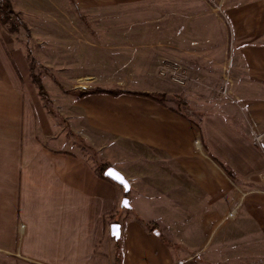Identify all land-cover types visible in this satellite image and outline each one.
<instances>
[{"label": "crops", "instance_id": "1", "mask_svg": "<svg viewBox=\"0 0 264 264\" xmlns=\"http://www.w3.org/2000/svg\"><path fill=\"white\" fill-rule=\"evenodd\" d=\"M228 6L226 40H232L233 90L240 103L225 111L207 107L195 115L199 128L148 98L99 93L76 101L70 111L73 119L62 134L41 102L25 91V56L11 49V38L5 46L0 34V264H225V238L212 236L211 248L199 249L196 221L178 222L176 214L213 213L218 205L225 210V201L232 204V197L246 206L210 154L226 163L240 182L264 180V0H231ZM203 16L197 38L190 40L197 46L188 50L200 54L196 60L201 65L194 67L211 69L216 66L214 55L227 47L225 24L219 41L213 14ZM0 31L10 36L3 26ZM65 58L56 63L64 71L74 64ZM148 72L142 71V78L157 87L150 90L167 93L173 84L158 80L153 71L145 75ZM93 78L98 85L111 86L109 72H84L74 79ZM236 116L242 118L241 125L233 120ZM76 136L85 139L100 162L125 176L131 208L139 214L173 213L172 226L121 211L123 192L100 176L98 161L87 158ZM113 222L119 224L117 239L110 233ZM170 228L191 251L177 255L167 248L161 233H170ZM124 245L138 251L137 256H124Z\"/></svg>", "mask_w": 264, "mask_h": 264}, {"label": "rangeland", "instance_id": "2", "mask_svg": "<svg viewBox=\"0 0 264 264\" xmlns=\"http://www.w3.org/2000/svg\"><path fill=\"white\" fill-rule=\"evenodd\" d=\"M228 1L231 0H141L109 4L103 0H8L13 14L6 18L0 11V27L6 28L10 36L7 37L2 31L0 34L5 46H8L12 39L11 49L23 53L28 68L30 55L36 59L34 74L45 95L39 92L30 69L29 79L24 83L25 91L29 97H36L41 102L49 119L63 129L62 134L68 130L67 126H70L69 122L73 119L72 114H75L70 111L80 99L76 98L78 91L94 88L180 96L187 103V109L184 110L197 120L198 116L195 115L205 111L207 107L225 111V107L237 106L240 103L233 90L236 78L233 50L230 49L232 40L231 37L226 40V29L229 26ZM209 12L214 16V30L217 31L216 39L219 38V41L222 26L225 24L227 47L225 52L214 55L215 63L212 64L216 66L211 69H197L194 66L201 65L196 60L200 54H192L194 50L188 49L196 45L190 40L197 38L196 29L200 23H204L203 14ZM191 29L193 31H190ZM65 55L73 59L74 64L71 69L64 71L56 63H64L62 60L66 59ZM168 61L180 65L187 75L185 84H177L167 76L159 74L162 64ZM101 63L103 68L98 67ZM198 70L209 71L210 74L202 76L197 74ZM142 71H149L145 75L153 71L158 80H167L173 85L167 93L150 90L157 88L156 84L148 85L142 78ZM84 72L90 75L109 72L111 86L98 85L94 78L87 82L74 79ZM45 99H48V102ZM174 102V99H170L167 105L176 106ZM85 108H88V105ZM83 120L80 117V121ZM233 120L239 125L243 122L242 118L237 116ZM74 138L86 147V155L91 162L97 160L98 167L101 163L109 164L98 160L97 152L85 143V139L78 136ZM199 139L196 140L198 145L202 141L200 137ZM64 147L74 150L73 146L67 144ZM223 173L225 174L224 171ZM229 179L230 187L240 190L239 198L246 201V206H240L239 200L232 197V204L228 205L225 201V210L224 205H218L219 207H214L213 213H177L176 220H192L194 224L196 221L198 235L195 239L199 249L203 247L204 250L209 246V250L211 246L208 242L212 236L225 238V264H264V180L240 182L236 177ZM117 186L122 194V187L118 184ZM127 202L129 206L120 204V210L128 215L136 214L148 222L156 220L158 225L160 223L172 226L174 223L173 213L158 214L145 211L139 214L136 209L131 208L128 197ZM121 211L116 218H119ZM177 226L179 225L176 224L175 230L167 229L170 233L164 231L165 234L161 233V236L167 248L179 255L187 250L191 251L192 248L184 246L177 236L175 238L173 230L176 231ZM185 228L183 232L188 233L189 228ZM212 229L213 234H208ZM119 246L121 245L115 244L116 249H119ZM117 252L120 257L121 249ZM131 253L137 256L138 251L133 249L131 252L128 246L124 245V256Z\"/></svg>", "mask_w": 264, "mask_h": 264}, {"label": "trees", "instance_id": "3", "mask_svg": "<svg viewBox=\"0 0 264 264\" xmlns=\"http://www.w3.org/2000/svg\"><path fill=\"white\" fill-rule=\"evenodd\" d=\"M0 11L3 12L4 16L6 18H8V16H10L11 14H13V11L10 9V5L8 3V0H1L0 3ZM28 53L30 54V52L28 51ZM35 66H36V59L34 57H32V55H30L29 57V69L30 72L32 74L33 80L37 83L38 88H39V92L41 93V95H45V93L43 92L42 87H40L39 83H38V79L37 76L34 74L35 71ZM96 93H101V94H107V95H111V96H118L120 94L123 93H127V94H132V95H137V96H141V97H145L148 99H152L153 101L163 104L165 106H168V108L170 110H172L173 112L181 115L182 117L190 120L191 122H193L198 128L199 125L197 123V121H195L193 119L192 116H190L189 114H187V112L184 109H187V103L184 99H182L180 96H175L174 97V103L176 104V106L173 105H167L168 100L165 97V93H159V94H155V93H149V92H144V91H124L121 89H110V88H94L91 90H87V91H78L76 98H82L84 96L90 95V94H96ZM173 100V99H172ZM46 102H48V99H45ZM199 137L202 140L201 135H199ZM212 159L218 164V166L229 176V177H235L234 172L230 169V167L224 163L223 161H221L220 159H218L217 157L213 156L212 154H210ZM109 166V164L107 163H101V166H99V170H100V176L107 180L110 181L112 183V180H110L109 178H107L106 176L103 175V170ZM128 194V193H127ZM127 194H124L125 196H127ZM147 227H149L151 230L155 229V225L150 226L149 224H147Z\"/></svg>", "mask_w": 264, "mask_h": 264}, {"label": "water", "instance_id": "4", "mask_svg": "<svg viewBox=\"0 0 264 264\" xmlns=\"http://www.w3.org/2000/svg\"><path fill=\"white\" fill-rule=\"evenodd\" d=\"M165 97L167 99H174V96L171 94H166ZM103 175L106 176L107 178H109L110 180H112L113 182H115L116 184L120 185L122 187V191L124 194H127L129 192L130 184H129L128 180L115 167H113L111 165L107 166L103 170ZM121 205H123L125 207L129 206L128 202H127V196L124 195L122 197ZM110 233L116 239L119 237V224L118 223L113 222L110 224Z\"/></svg>", "mask_w": 264, "mask_h": 264}, {"label": "built area", "instance_id": "5", "mask_svg": "<svg viewBox=\"0 0 264 264\" xmlns=\"http://www.w3.org/2000/svg\"><path fill=\"white\" fill-rule=\"evenodd\" d=\"M159 74L161 76H167L171 81L177 84H185L187 75L181 70V67L176 62H165L162 64Z\"/></svg>", "mask_w": 264, "mask_h": 264}]
</instances>
